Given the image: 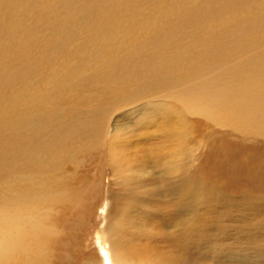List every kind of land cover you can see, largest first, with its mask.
<instances>
[{"label": "rangeland", "instance_id": "obj_1", "mask_svg": "<svg viewBox=\"0 0 264 264\" xmlns=\"http://www.w3.org/2000/svg\"><path fill=\"white\" fill-rule=\"evenodd\" d=\"M263 87L264 0H0V238L45 219L27 264H261L264 120L208 109Z\"/></svg>", "mask_w": 264, "mask_h": 264}, {"label": "bare ground", "instance_id": "obj_2", "mask_svg": "<svg viewBox=\"0 0 264 264\" xmlns=\"http://www.w3.org/2000/svg\"><path fill=\"white\" fill-rule=\"evenodd\" d=\"M240 93H242V91ZM256 94H258V92ZM247 95H248V93L242 95V97L240 99H237L236 101L233 99L234 101L233 100L231 101L233 103L230 102V103L217 105L220 108H217V106H213L210 103L209 104L210 109H208V110L215 113L214 117L224 114L223 116L226 115V117L228 119H230V118L236 119V120L246 122V123L256 124L255 120L262 122L264 120V99H263L264 96L262 95L263 98H260L259 97L260 95H259L258 96L259 98L255 101L254 100L255 96L251 95V97H249L248 99H250L251 101L254 100L255 102L249 104L248 99H245V100L242 99L244 97H247ZM228 97H230V96H228ZM230 99H232V98H230ZM199 100H200V102L197 104L202 107L203 102L204 101L206 102V99L200 98ZM211 112H209V113L212 114ZM260 120H262V121H260ZM259 218H260L259 222H261V223H259L258 226L260 227V230L263 231L264 230V215L259 216ZM44 220H41L40 223L37 222L38 223L37 225L34 223L35 224L34 228H32L33 231H30L29 233L28 232L23 233L19 229L18 231H16L17 233L14 235L13 234L8 235V237L2 236V239L0 238V260H3V264H27V262H29L31 260L38 259L40 261L41 259H43V257L46 256V253H45L46 247L44 244H41L40 241L42 239H45V237H47L48 235H52L53 233L51 234V228L49 227L52 223L51 222L46 223V221L44 222ZM253 229H255V228H253ZM0 233H2V232H0ZM1 235H3V234H1ZM261 239H263V238H254V240H252L250 243L248 242L249 244L244 242V244H243L244 249H245V247H247V248L250 247L252 249V250H250L251 252L250 251L248 252L245 250L246 253L248 254V258L251 257L250 260H258L259 259L256 256V249L258 247L256 245V243L260 242ZM263 246H264V244H263ZM100 247H101V255L102 256L99 257V259L97 261L98 264H114L111 261L109 253L103 248V244ZM261 249L264 252V247H261ZM226 251L231 252L230 249H227ZM259 262H260V260H259ZM261 264H264V253L261 255Z\"/></svg>", "mask_w": 264, "mask_h": 264}, {"label": "clouds", "instance_id": "obj_3", "mask_svg": "<svg viewBox=\"0 0 264 264\" xmlns=\"http://www.w3.org/2000/svg\"><path fill=\"white\" fill-rule=\"evenodd\" d=\"M0 264H3V260H0Z\"/></svg>", "mask_w": 264, "mask_h": 264}]
</instances>
